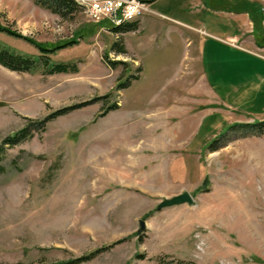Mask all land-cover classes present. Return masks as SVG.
I'll list each match as a JSON object with an SVG mask.
<instances>
[{"label":"rangeland","instance_id":"1","mask_svg":"<svg viewBox=\"0 0 264 264\" xmlns=\"http://www.w3.org/2000/svg\"><path fill=\"white\" fill-rule=\"evenodd\" d=\"M141 1L116 32L82 5L0 0V47L74 39L50 60L78 69L0 64V144L83 105L7 150L0 264H264V128L244 127L264 121V60L203 34L264 38V0ZM184 191L194 206L157 209Z\"/></svg>","mask_w":264,"mask_h":264},{"label":"trees","instance_id":"2","mask_svg":"<svg viewBox=\"0 0 264 264\" xmlns=\"http://www.w3.org/2000/svg\"><path fill=\"white\" fill-rule=\"evenodd\" d=\"M36 3L40 5L43 8H46L50 10L51 12L58 14L61 17L67 18L70 15L76 13L80 7L81 4L78 3L75 0H36ZM139 27L138 22H129L125 23L122 26L114 27L113 30L116 32H128V31H135ZM77 43L76 40H72L69 42L57 44L54 46H43L39 45V50L43 54L39 59H35L32 56H26L17 53L15 50L10 49L9 47H0V64L5 66L6 68L13 70V71H19V72H28L32 70L36 65H43L47 69L48 74H61V73H74L77 72V66L76 64H56L51 65L50 55L54 52L63 49L66 46H72ZM120 53L126 54V49L122 46L120 47ZM119 64H126L122 61H116L113 65H119ZM83 105L79 106H71L66 107L63 109H60L54 113H52L49 117H46L45 119L41 121H34L31 122L32 125L29 127H26L19 132L15 133L12 136H9L0 144V170H4L3 166L1 165L2 161L5 159L7 155V150L9 148H13L20 144L21 142L30 139L34 136L33 133H31V127L34 128V130H45L46 126L49 122L53 121L59 116L68 114L75 110L78 107H81ZM118 108V105L115 104L113 106H110L105 110L106 114L110 110ZM235 127V126H234ZM244 127L246 128H254L257 130H263L264 128V121H261L255 125L247 124ZM233 128V127H232ZM95 256L92 254L91 256H86L84 259H79V261H87L91 259V257ZM75 262L78 261H69L68 263H59V264H75Z\"/></svg>","mask_w":264,"mask_h":264},{"label":"built area","instance_id":"3","mask_svg":"<svg viewBox=\"0 0 264 264\" xmlns=\"http://www.w3.org/2000/svg\"><path fill=\"white\" fill-rule=\"evenodd\" d=\"M80 4L93 19H106L114 27L137 20L145 10L141 0H81ZM262 52L264 58V49Z\"/></svg>","mask_w":264,"mask_h":264},{"label":"crops","instance_id":"4","mask_svg":"<svg viewBox=\"0 0 264 264\" xmlns=\"http://www.w3.org/2000/svg\"><path fill=\"white\" fill-rule=\"evenodd\" d=\"M252 31H248L251 32V36H245V32L237 35V36H230L229 37V42H226L225 40L220 39L219 36L213 35V34H209L203 31V34L207 35V38H214L218 41H222L226 44H229L230 46L234 47L237 50H245L248 51L252 54L258 55L260 57H262V53L261 51L264 49V38L263 37H255L253 36L254 31V25H251ZM254 31V32H253ZM249 38V39H248ZM205 40V39H204ZM264 60V58H262Z\"/></svg>","mask_w":264,"mask_h":264},{"label":"water","instance_id":"5","mask_svg":"<svg viewBox=\"0 0 264 264\" xmlns=\"http://www.w3.org/2000/svg\"><path fill=\"white\" fill-rule=\"evenodd\" d=\"M182 204H189L192 206L195 205V200L188 191H184L181 194L176 195L172 198H165L159 203L157 209L162 210L164 208L174 207ZM140 225L142 229L145 228L144 221H140Z\"/></svg>","mask_w":264,"mask_h":264}]
</instances>
